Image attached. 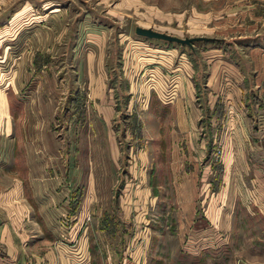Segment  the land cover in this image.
Masks as SVG:
<instances>
[{"label": "rangeland", "instance_id": "1", "mask_svg": "<svg viewBox=\"0 0 264 264\" xmlns=\"http://www.w3.org/2000/svg\"><path fill=\"white\" fill-rule=\"evenodd\" d=\"M53 2L42 9L33 2L32 14L15 27L16 32L10 29L0 35L4 39L0 41V165L7 163L9 146L2 132L1 105L11 99L6 89L13 84L23 48L17 42L7 43L10 35L29 34L27 43L32 45L35 37L47 32L51 61L41 80L27 78L17 97L28 99L31 87L40 81L37 85L50 99L48 105H61L63 130L69 138L64 155L55 152L61 142L50 143L54 151L47 159L30 151L37 157L33 163H45L40 170L33 168L28 188L51 238L43 235L29 207L17 219L13 204L23 198L22 191H17L20 186L10 175L0 172V264H87L90 233L106 252L104 264H152L154 233L163 245L179 244L186 252L200 229L214 247L218 240L215 211L211 216L202 188L198 189L211 176L202 174L203 135L198 125H181L179 113L172 108L181 82L185 86L191 77L192 65H198L202 74L215 69L214 91L226 96L237 82V64L250 60V49L254 54L259 50L264 64V0ZM135 26L180 38L209 39L193 41L188 47L139 36ZM113 90L124 93L120 101ZM76 93L84 94L78 97L84 105L70 104ZM151 101L158 104L151 106ZM157 107L169 108L171 113L159 115ZM255 113L249 116L245 107L223 105L222 114L210 117V157L222 159L224 166L222 174L217 171L213 176L218 173L226 185L223 209L229 214H264V112ZM132 115L138 119L133 127ZM54 124L53 131L58 129ZM161 141L164 147H159ZM161 153L165 160H160ZM223 154L229 156L222 158ZM152 164L159 185L155 196L140 192ZM75 189L81 196L70 213ZM116 198L131 227L123 236L107 237L95 227L102 211L113 215ZM207 256L215 261L214 253Z\"/></svg>", "mask_w": 264, "mask_h": 264}, {"label": "crops", "instance_id": "2", "mask_svg": "<svg viewBox=\"0 0 264 264\" xmlns=\"http://www.w3.org/2000/svg\"><path fill=\"white\" fill-rule=\"evenodd\" d=\"M33 2H36L35 4L39 6L36 9H42L44 6L54 3L53 0H0V15H3L2 19H0V25L2 24L0 26V35L4 31L14 30L21 21L25 20L24 17L26 15L32 14L34 10ZM116 4L120 3L116 2ZM41 29L42 25L39 26L38 30ZM34 30L37 31V28ZM14 31L16 32V30ZM11 36H6L7 39L4 37L7 40L6 42L9 44L17 42L23 45V48L21 61L14 70L13 84L10 89H6L9 93L8 97L11 99H9V102L7 101V105H1V115L3 116L2 132L8 136L9 146L7 163L0 165V172L10 175L15 180V184L20 186V188H17L15 185L17 191L20 192V189L22 191L23 198L17 202L14 201L15 203L13 204V212L16 213L17 219L20 215L25 216L24 212L29 207L34 221L38 224L43 235L46 238H51L28 188V180L31 172L34 171L33 168L36 167L40 170L42 166H45V163L42 160L38 161V165H36L37 160L33 163V157L36 159L37 157L32 156L30 151L35 150L39 152L40 158L47 159L52 156L54 151L50 143L61 142V149L57 145V147L55 146V152L61 155L65 154V144L69 140L67 133L63 130L65 113L62 116L61 105H48L50 99H45V91H42L43 88L37 85L38 83L40 85V81L35 82L36 86L31 87L33 92L32 96L26 97L28 99L24 100L21 96L17 97V93L22 92L20 89L27 81V78L37 77L36 79L39 78L41 80L42 72L45 71L44 69L51 61V54L48 53L49 49H47V32L44 30L38 37L33 38L34 43L32 45L27 43L29 34L24 33L23 37L18 34ZM2 40L4 39L0 37V41ZM60 40L62 43V35ZM55 42L58 43L57 37ZM255 52L256 54H254V50L250 49L248 53L250 60L237 64V82L235 87L229 93H226V96L214 91V86L217 84L215 69L205 71L202 74L199 66H193L191 63L193 69L189 81L185 82V86L181 82L182 87L179 89L178 98L172 109L177 114L179 113V119L182 121L181 125L188 127L198 125L200 133L203 135L202 158L204 169L202 174L205 173L206 176L210 174L211 176L208 181L206 179L202 180L198 185V189L202 188L203 200L209 209H212L209 210L210 215L212 216L213 211H215V222L218 229L214 238L218 240H216L214 247L211 244L209 245L208 239H203V237L209 236L198 229L195 231L198 239L189 246L190 250L185 252L179 247V244L176 246L163 245L160 241V236L154 233L150 237V245L153 247L152 264H264V214L247 212L244 215H238L237 213L229 214L224 211L223 204L227 203L224 198L226 185H224L221 176L220 179L218 178V173L213 176L217 171L221 174L224 172L223 161L222 159H214L212 161L210 157L213 141V134L209 127L210 117L215 114H222L223 105L245 107L249 116L256 114L255 110L264 112V64L259 50ZM195 54L197 52L190 55L194 56ZM215 66L217 67L219 64L216 62ZM118 76L120 78V75ZM90 84L91 81L89 86ZM31 90L29 91L30 93ZM113 94L114 96L118 95L119 99H117L119 101L120 97L124 95V93L119 94L117 91ZM125 95H127L126 90ZM81 96L84 98L83 93L78 96L76 93V97H73L70 104L84 105V101L78 98ZM116 101L114 100L115 105H117ZM152 104L158 103L157 101H151V106ZM193 107L197 108V120L192 116ZM168 110L171 113L169 108L157 107L155 112L159 115H165L169 113ZM67 115L69 117L72 116L70 113ZM136 120H138L136 116L132 115V127L133 121L137 124ZM54 122H57L56 128H58L55 131L50 128L55 125ZM159 147H164V141L159 143ZM227 156L223 154L221 157L226 158ZM160 160H165L162 153ZM190 168L192 167H188L187 170H191ZM194 185L193 188H195ZM173 186L175 185L173 184ZM158 191L159 185H157L155 164H152L147 174L146 187H143L140 192L143 194L148 192L155 196ZM7 196L8 198L12 197V200H14L9 193H7ZM80 196L78 189L72 192L73 200L68 205L70 213L77 209ZM193 200L194 193L188 201V205H192ZM113 204L116 205L113 215L109 211H102L95 227L96 230L107 237L123 236L131 227L127 221V215L122 211V206L118 203L117 198L113 201ZM235 204L237 203L231 202L232 206ZM13 218L15 219V217ZM20 234L22 233L19 232ZM224 250L227 253L224 254ZM87 251L89 254L87 264H104L106 252L105 250H100L98 244L94 242L92 233L87 236ZM212 253L216 255L215 261H209L207 256V254L211 255Z\"/></svg>", "mask_w": 264, "mask_h": 264}, {"label": "water", "instance_id": "3", "mask_svg": "<svg viewBox=\"0 0 264 264\" xmlns=\"http://www.w3.org/2000/svg\"><path fill=\"white\" fill-rule=\"evenodd\" d=\"M134 33L139 35V36L146 37L148 39H159V40H163L166 42H174V43H178L180 45H186L188 47L192 46L193 41L209 39L208 37H204V36L180 38V37L170 35V34H167L164 32H159V31L153 30V29L148 28V27H140V26L134 27Z\"/></svg>", "mask_w": 264, "mask_h": 264}]
</instances>
